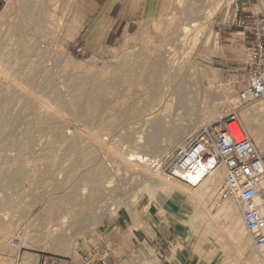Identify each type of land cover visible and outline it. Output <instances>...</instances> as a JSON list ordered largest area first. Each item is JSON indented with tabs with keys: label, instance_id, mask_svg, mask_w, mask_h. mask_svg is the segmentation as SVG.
Instances as JSON below:
<instances>
[{
	"label": "rangeland",
	"instance_id": "374dc122",
	"mask_svg": "<svg viewBox=\"0 0 264 264\" xmlns=\"http://www.w3.org/2000/svg\"><path fill=\"white\" fill-rule=\"evenodd\" d=\"M6 1L0 0V12L6 7ZM12 1L17 5L20 0ZM45 1L54 12L57 11L56 24L50 26L51 34L48 36L46 47L51 54L48 55L47 62L52 75V80H49L60 90L61 95L67 100L66 82L69 77L84 75L104 82L109 97L114 102L113 106H135L138 109L132 124L122 122L112 133L103 135L104 143L114 144L120 153H128L134 147L129 141L140 135L143 136L141 132L146 133L147 136L148 126L143 125L144 106L151 97L150 92L156 86L160 92L181 89L188 95L185 104L178 111H175L176 100L174 101L172 114L179 113L180 116L173 120L166 118L168 131L161 135L159 153H156L159 155H156L151 148L138 146L142 154H147L152 159L164 157L168 151H171L169 153L171 155L180 143V135L185 136L184 144L201 128L215 123L230 113L238 112L243 125L246 126L244 111L250 112L252 108L264 104V100H261L241 107L236 92L226 85L229 78L227 65L232 64L226 62L231 61L228 56L233 55L234 49L231 43H236L238 37L231 34L235 32L237 34L241 30L238 24L247 12L259 13L260 5L264 6V0H171L170 10L157 17H146L141 13L142 0H113L110 6H107L109 1L105 0ZM167 1L146 0L147 5H155L161 11L165 9ZM194 20L196 22L191 23ZM184 25H190L186 33L182 32ZM53 31H56L55 34ZM170 39L172 41H169ZM226 39H229L228 42L225 41ZM168 42L173 45L170 50L164 47ZM167 55H176L178 61L170 71L164 65ZM223 55L227 57L223 58ZM148 63H155L156 67H159L154 82L149 80L147 73H151L155 68L148 69L146 67ZM47 81L48 79L38 72L33 83L22 84L21 91L12 89L11 95L14 100L7 104L9 114L2 129L0 128V137H3L0 139V171L2 170L0 174L6 176L22 172L13 185H3L0 181V203H6L7 206L10 204L9 208L0 209V213L2 212L0 223L12 226L11 238H16L18 235L22 237L25 232L24 245L20 244L22 248L16 241L15 248H20L15 249V252L0 249V264H22L26 256L30 257L31 264H78L92 246L103 243L114 247L112 259H116L112 261L121 264H152L155 252L151 250H155V246L159 244L161 247L171 244L174 249L184 250L189 256L188 264H247L248 259L259 264L251 237L250 256L236 253L237 241L228 239L230 231L227 230L228 224L224 217L218 218L219 224H214L215 221L211 220L216 214L211 211L210 206L217 187L209 190L205 210L198 204L195 192L180 181H168L161 172L158 173L161 181L154 183L145 176L146 168L140 169V166H137V170L136 165L133 167V164L126 167L123 160L112 161L108 149L91 148L84 133V126L76 120L73 122V113L69 108L62 109V114L65 113L64 119L67 121L63 131L67 144L63 148L60 145H52L50 135L42 131L38 124V120L43 121L44 126H49L51 123L52 116H46L50 108L49 110L47 108V111L42 110L44 103L46 105H50L48 102L51 103V112L55 113L59 110V102L49 95L44 86ZM23 87L29 90H24ZM28 92L30 95L27 94ZM227 94L234 96L235 103L230 105L225 102ZM4 95L3 89H0V104ZM156 104L157 102L154 103ZM207 106L214 111L209 116L207 109H204ZM256 116L259 123L261 125L263 123L264 126V111L261 113L257 111ZM82 127L83 130H80ZM131 128H135V132ZM28 134L31 136V143L28 150H22L20 145L25 143ZM77 138H80L78 149L71 148L70 143ZM251 138L260 153L264 154L261 146L252 136ZM173 145L174 148L168 150V147ZM124 146L127 148L125 151ZM88 157L95 158L92 164L85 161ZM101 163L107 167L109 171L107 179L112 183L110 187L103 189L101 200L95 208L79 209L58 202L61 193L55 188L63 185L68 174L93 173ZM174 185L178 188L175 194L171 195L164 189L165 186ZM81 186L90 187L87 181H83ZM172 197H176L177 203L182 200L177 204L179 207L176 206L174 210L187 213L186 219L188 218L180 233L173 238V243L168 236L167 238L165 236L168 234L165 218L166 213L173 208ZM70 208L79 210V213L87 216L96 217L94 216L76 236H68L67 244L59 245V233L49 234L50 237L45 231L47 216L44 212L47 210L50 216H61L67 214ZM119 217H124L128 221L129 229L120 235L112 236L109 234L111 225ZM140 233L145 235L141 246H132L129 237L138 236ZM226 243L228 245H225Z\"/></svg>",
	"mask_w": 264,
	"mask_h": 264
},
{
	"label": "bare ground",
	"instance_id": "6f19581e",
	"mask_svg": "<svg viewBox=\"0 0 264 264\" xmlns=\"http://www.w3.org/2000/svg\"><path fill=\"white\" fill-rule=\"evenodd\" d=\"M6 2H7L6 7L4 8V10L2 12H0V89H3V93L5 94L3 96V98L1 97L2 100H1V104H0V128L3 126L6 116H8L7 114H9V110H8L9 108H8L7 104H9V102L14 100V98L11 95V90L12 89H17V90L19 89L20 90L22 84L33 83L34 79H35V74L38 72H41V75H43L46 79H48V81L44 85L46 90H48L49 95L54 100L59 102V104H58L59 110H57V112H55V113L53 111L52 112L50 111V110H52L50 107V105H51L50 102H48L50 105H46V103H44L47 107L42 102L44 109L39 107L42 110H46V111H47V108H48V110L50 108V110L47 113L44 111L46 113V116L47 115L52 116L50 125L44 126V122L41 120H38V122H39L38 124H39V127L41 128L42 131L47 132L50 135L49 139H51L52 145H60L63 148V146H65L67 144L66 136L63 133L67 121L64 119L65 113L63 112L64 114H62V109L69 108L73 113L72 114L73 122H74V120H76V121L82 123V125L84 126V128H85L84 133H86V135L85 134H83V135L87 136V138L89 140L88 142H89L92 149L93 148H96L97 150H98V148L99 149H108V151L111 153L112 161L116 162L118 160H123L126 167H130L131 164H133V167L136 165L135 166L136 168H137V166H140V169L142 167L146 168V169H144V173H145V176L148 178V180H150V181L152 180V181H154V183L161 181L159 179V175H158V173H161V172L153 171L147 163H144L145 157H147V158L148 157L152 158V157L148 156L147 154H142V152L139 151L138 146L144 145L148 148L153 149V152L155 154L159 153L158 149L160 148L161 135L165 131H168V128L166 127V125H167L166 124V118H170L173 120L177 116H180L179 113L178 114L177 113L172 114V109H173L172 107H174V101L176 100L175 111H178L185 104L184 102L187 98L188 93H186L185 91H183L181 89H177V91H173V92H170L169 90L160 92L158 90L157 86L154 87L152 89V91L150 92L151 97L149 98L148 103H146L144 106L145 115H144V124L143 125L148 126L147 129L149 131L147 133V136H145L146 133L144 134V132H141L140 134H142L143 136L140 135L139 137H136V138L131 139L129 141V143L133 144L134 147L131 148L128 151V153H125V152L120 153V150H118L114 144L106 145V143H104L105 140H104L103 135H104V133H108V134L112 133L119 126V124L122 122L123 123L128 122L129 124H132L134 117L138 113V109L135 106H125V105L113 106L114 102L110 99L109 94H108V90L105 87L104 82L102 80L100 81V80H97L95 78L84 76V75H81V76H79V75L74 76L73 75L67 79V82H66L67 100H66L61 95L60 90L57 89L52 84V82L49 80V79L52 80L51 68L47 67L48 55H51V54L46 47V42H47L49 34H51L50 26L53 23H55L57 11L54 12L53 8H50L48 6V3L45 0H20L17 5L14 4V2L12 0H7ZM54 4H56V3H54ZM207 12H208V10H207ZM65 15H67V14H65ZM166 19H168V18H166ZM171 20L174 21L175 19H171ZM168 22H170V21H168ZM195 22L196 21L194 20L191 23H195ZM172 23H169V24L173 25ZM174 25H176V24H174ZM184 27L185 28L182 29V32L186 33V29H188L190 27V25H184ZM189 30H191V28ZM55 32H54V34H55ZM130 39H133V38H130ZM171 39L169 41H172ZM181 40H183V39L181 38ZM172 46L173 45L168 42L167 44H165L164 47H166V48L168 47L167 50H170L172 48ZM62 53H64V52H62ZM166 57H167V59H166V62L164 65H165L166 69L168 71H170L171 69H173L176 66V61H177L176 55H167ZM136 60H138V59H136ZM73 62H75V61H73ZM80 64L82 65V63H80ZM146 67L148 69L151 67L155 68L153 71H151V73H147V74H149V80L151 82H154L153 79L157 75V72H158L157 67L158 66L156 67L155 63L154 64L148 63ZM67 68H69V67H67ZM67 68H65V69H67ZM66 71H68V69ZM62 76L63 75H61V77ZM105 77H107V76H105ZM28 88H29V85H28ZM28 88L23 87L22 89L25 90ZM216 88L214 87V89H216ZM22 92L25 94L24 91H22ZM23 93H22V95L24 96ZM27 94L30 95L29 92ZM231 94H232V91H231ZM1 96H2V93H1ZM19 96H21V95H19ZM33 96H35V94ZM226 97H227V100L225 102L230 104V105L233 104V102L235 100V99H233L234 96L227 94ZM25 98H26V96H25ZM64 99L67 102H65ZM205 100H206V98H205ZM155 102H157L156 105H154ZM216 105H217V103H216ZM53 106H54V104H53ZM208 106H207V108H204V109L205 110L207 109V113L209 116L214 111H212V109H210ZM221 106L222 105H220V108H221ZM244 106H247V105H244ZM204 107H206V106H204ZM35 108H36V106H35ZM220 108H219V110H220ZM249 111L250 112H248V110L244 111V117H245V121H246V126H244L245 130L247 131L249 136L251 135L256 140L257 144H259L261 146V148L264 152V126H262L263 123H262V125L259 123L257 116H256L257 111H259L260 113L264 111V104L261 103L259 107H257V108L254 107ZM39 113H40V111H39ZM249 113H253V114H249ZM12 114H15V113H12ZM41 114L43 115L44 113L42 112ZM205 114H206V112H205ZM218 114H219V112H218ZM17 118L19 119V117H17ZM15 120H17V119H15ZM211 120H212V118L210 119V121ZM169 121H171V120H169ZM16 122L17 121H15V123ZM32 122H33V120H32ZM171 122L173 123V121H171ZM208 123H209V118H208ZM208 123H206V124H208ZM13 126H15V124ZM192 129H194V128H192ZM80 130H83V127H82V129L80 128ZM131 130H133L135 132L136 129L131 128ZM5 132H3L4 135H5ZM184 137H182L180 135L179 145H182L183 142L185 141ZM2 138L3 137H0V139H2ZM79 139L78 138L74 139L70 143V147L74 148V149H76V148L78 149V140ZM70 140L71 139H69V141ZM30 143H31V136H30V134H28L26 136L25 143L20 145L22 150H28ZM179 145L177 144V146H179ZM46 146H47V144H46ZM255 147L257 148L256 144H255ZM83 148H84V146H83ZM124 148L123 149L125 151L127 148H126V146H124ZM168 148H169L168 150H172V148H174V145L171 147L169 146ZM170 152L171 151H168L164 155V157L167 156V154L169 155ZM96 154H97V152H96ZM72 155H74V153ZM156 155H159V154H156ZM94 159H93V157H88L85 161L88 162L89 164H92L94 162ZM14 161H15V159H14ZM99 161L100 160H98V162ZM27 162H28V160H27ZM23 164H25V163H23ZM113 165H114V163H113ZM24 170H26V169H24ZM137 170H138V168H137ZM8 171H10V170H8ZM73 171H75V169ZM0 172H2V170ZM21 174H22L21 171L11 173L10 175L7 174L9 176H7V175L2 176L0 174L1 175L0 181L3 185H7V184L13 185L16 182L17 177ZM80 174L77 175L74 173H70L66 177L64 176L65 181H64L63 185H58V187L55 188V190L57 192L61 193V196L58 197V202L63 203V204H67V206L72 205L74 207H78L79 209L80 208H95L101 200L103 189L110 187V185L112 183L110 181V179L109 180L107 179V177L109 175V171H108L107 167L101 163L98 165V167L96 168V170L93 173H82L81 175ZM111 174L112 173H110V175ZM224 178H225V172H224L223 168H219L216 171H214L211 175L204 177V179L196 187L188 186L190 189H192V191L195 192V194L198 197V204L200 206L204 207L205 210H206V197H207V194L210 193L209 190L212 188L214 189L215 187H217V189H218L220 184L223 182V181L221 182V180L222 179L224 180ZM26 180H29V179H26ZM189 180L192 181L193 183H196L198 179L196 177L189 176ZM83 181L89 182L90 187L81 186ZM164 189H166L167 192H170L171 195L178 192V188L175 185L174 186H165ZM187 190H189V189H187ZM184 192L186 193V195H188L186 191H184ZM7 194H9V193H7ZM215 194H216V192H215ZM215 194H214V196H215ZM82 199H84V202H82ZM213 199H212V201H213ZM19 205H20V203H19ZM9 206H10V204H9ZM9 206H7L6 203H2V202L0 203V209H3L4 207L9 208ZM32 206H33V204H32ZM70 209L68 210L67 214L61 215V216L60 215L50 216L49 211H47V210L44 212L45 216H47V219L45 220V224H46L45 231H46L48 236H50L49 234L55 235V234L59 233V235H60L58 238L59 245L67 244L68 236H71V237H72V235L76 236L80 230H82L84 227H86L87 224L93 220V218L95 216V215L87 216L85 214L79 213V210H76L74 208H70ZM0 214H2V212ZM75 214H78V215L76 216ZM73 216H76V217L74 218ZM220 216H223L225 221H227V224H228L227 230L230 231L229 232L230 235L228 236V239L229 240L234 239L235 241H237L236 246L233 243V245L235 246L236 253H241V255L243 253L245 255L250 256V254L252 253V252L250 253V249H251L250 248L251 247L250 235H249L247 229L245 228L243 219L241 218V214L239 211L238 204L235 201L230 200L229 203L227 204L226 208L222 212L221 211L219 213L216 212V214H214L212 216L213 219L211 218V220L215 221L214 224L215 223L219 224V221H217V220ZM24 230H26V229H24ZM24 234H25V232H24ZM24 234L22 237H20L18 235V236H16V238H11L12 226L9 224L0 223V241H1L0 249H3L5 251H9V250L14 251L15 249H19L21 247V245H24V238H25ZM16 241L19 242V245L21 244L20 247H18V248H15V246L17 245ZM225 245H228V243H226ZM243 263H244V261H243ZM22 264H31L30 257L26 256L24 258V261L22 262ZM247 264H256V263H254V261L252 259H248Z\"/></svg>",
	"mask_w": 264,
	"mask_h": 264
},
{
	"label": "built area",
	"instance_id": "2783aa9c",
	"mask_svg": "<svg viewBox=\"0 0 264 264\" xmlns=\"http://www.w3.org/2000/svg\"><path fill=\"white\" fill-rule=\"evenodd\" d=\"M259 13L247 12L239 21L234 62L227 65V87L235 91L240 106L264 100V6ZM167 180L196 187L204 177L223 168L225 178L218 187L211 211L220 212L230 200L238 204L259 264H264V154L255 147L238 116L233 112L196 132L171 155L144 158ZM189 176L198 180L193 183ZM111 244L94 245L78 264H121L112 261Z\"/></svg>",
	"mask_w": 264,
	"mask_h": 264
},
{
	"label": "crops",
	"instance_id": "0c3cea01",
	"mask_svg": "<svg viewBox=\"0 0 264 264\" xmlns=\"http://www.w3.org/2000/svg\"><path fill=\"white\" fill-rule=\"evenodd\" d=\"M109 1V4L107 6L112 5L113 0H105ZM171 0H168L165 3V9L164 10H159L155 5H147L146 0H142L141 3V8L140 11L145 15L146 17H157V16H162L166 12L170 10L171 7ZM168 6V7H167ZM238 34V33H237ZM236 32L231 34L233 36L237 35ZM232 39V38H231ZM229 39H226L225 41L228 42ZM231 59V61H227L226 63L229 62H234L235 56L236 55H228ZM227 57V55H223V58ZM176 197H172V205L169 212L166 213V223L165 227L166 230L168 231V234H166V238L170 239L173 243V238L177 237V235L180 233V229L185 225V220L186 219V214L185 212H180L174 210L176 206L179 207L180 202L182 200L176 202ZM129 229V223L124 217H119L116 222L112 223L111 229L109 231V234L112 236H117L122 234L124 231ZM170 234V235H169ZM110 237V236H109ZM130 242L132 246H141L142 242L144 241L145 235L143 233H140V235H132L129 237ZM106 243H103L101 245H104ZM108 244V243H107ZM148 247V246H147ZM146 248V246H144ZM146 250V249H145ZM152 252H155V257L152 259V264H188V258L189 256L185 253L184 250L178 249L172 247V245H164V246H155V250H151ZM116 258H113L112 260L114 261Z\"/></svg>",
	"mask_w": 264,
	"mask_h": 264
}]
</instances>
